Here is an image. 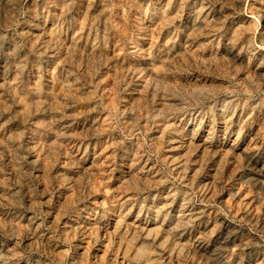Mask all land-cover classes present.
Returning <instances> with one entry per match:
<instances>
[{
  "label": "rangeland",
  "instance_id": "1",
  "mask_svg": "<svg viewBox=\"0 0 264 264\" xmlns=\"http://www.w3.org/2000/svg\"><path fill=\"white\" fill-rule=\"evenodd\" d=\"M172 1L180 6L175 19L161 16L165 0H0L6 264H255L264 257V0ZM200 4L226 19L218 38L199 39L193 54L181 42L182 25ZM237 24L244 38L254 33L250 57L222 40ZM150 39L159 52L145 56ZM223 106L232 117L226 138ZM256 133L262 141L250 155ZM182 198L198 220L176 246L155 211L167 205L172 215ZM208 231L205 251L190 245Z\"/></svg>",
  "mask_w": 264,
  "mask_h": 264
},
{
  "label": "bare ground",
  "instance_id": "2",
  "mask_svg": "<svg viewBox=\"0 0 264 264\" xmlns=\"http://www.w3.org/2000/svg\"><path fill=\"white\" fill-rule=\"evenodd\" d=\"M174 13V19L180 17V6H176L172 0H165V3L161 7V16L165 18H168L171 13ZM216 11L208 7L207 5L200 4L199 7H196L194 10H192L188 14V20L184 25H182V28L184 32L182 33V40L181 42L184 43L185 50L189 53L197 54L198 50H195V43L199 41V39H206L208 43H212L215 41L216 38H218L220 31L223 26V22L226 19V16L224 15V12L218 10ZM48 17H54L55 16V9L51 6L48 9ZM172 18V19H173ZM171 19V21H172ZM51 21V20H50ZM52 22V21H51ZM238 25V24H237ZM47 27V26H46ZM244 27L235 26L232 27V29L225 32L226 34L222 35V40L224 42V45L236 56H251V40L253 39L254 33H249L247 38H244L243 29ZM47 29L45 28L43 31V35L46 39L52 40L54 36H52L50 33L46 32ZM222 32V31H221ZM243 39H247L244 40ZM79 42V41H78ZM177 42V38H172L170 40V43L164 46L165 50H171ZM148 46L146 50H142V53L144 52L145 56L150 55L154 52H159V47L157 46V42L153 39H150L149 43H146ZM89 47V46H88ZM86 47V51L89 54L94 53V48H88ZM148 51V52H145ZM199 55V54H198ZM262 62H264V59H260ZM22 67L21 61L18 62L16 66V71H19ZM69 73L64 74L63 79V85L65 88L70 89L71 84L69 80ZM228 105L229 103L226 102ZM229 108L227 106H223L220 109L221 113V125L223 127V136L224 138L227 137V131L229 127L230 120L232 119L229 111ZM193 123V122H192ZM213 128L210 127L209 130H207V135L203 141V146L209 147V142L211 139V135L213 133ZM197 134V132H192V136L194 137ZM261 139L259 137V134L256 133L255 137L251 139L250 145L246 147V152L250 155L254 153H258V145L261 143ZM229 145V149L231 151H238V144L235 142H231ZM133 168L137 169L138 172L142 173L141 169L136 167V164L132 165ZM149 171V170H148ZM165 202H168L171 199V195L164 197ZM167 206V205H166ZM165 205L158 207V209L155 211L156 213V219L161 225L164 226V228L169 233V236L173 239L176 246H180V242L183 239V236L185 232L189 229L195 226L198 218V211L193 209L187 202L186 198H182L176 211L170 215L167 213V208ZM15 221H19L14 218ZM213 231L206 232L203 236H194L190 240V245L200 249L202 251H205V249L209 246V242L211 237L214 235L212 234ZM7 257L1 255L0 256V263L6 264ZM255 264H264V257L258 258L257 262Z\"/></svg>",
  "mask_w": 264,
  "mask_h": 264
}]
</instances>
